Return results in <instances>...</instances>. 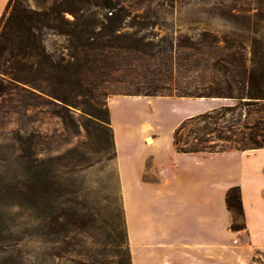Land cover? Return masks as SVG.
Returning <instances> with one entry per match:
<instances>
[{
  "label": "rangeland",
  "instance_id": "obj_1",
  "mask_svg": "<svg viewBox=\"0 0 264 264\" xmlns=\"http://www.w3.org/2000/svg\"><path fill=\"white\" fill-rule=\"evenodd\" d=\"M10 4L11 31L24 36L31 28L53 58L64 60L73 50L69 37L58 30L69 27L72 13L96 10L101 17L122 9L125 16L119 31L124 35L121 48L107 50L104 60L98 56L95 70L83 75L105 106L78 95V106H70L65 121L57 105L8 83L2 73L7 65L0 66V264H126L130 245L123 192L129 191L126 183L122 190L119 166L127 180L131 153L127 145L116 149L114 126L119 142L129 139L130 122L157 124L167 131L182 116L181 103L199 99L178 96L176 89L186 85L193 90L201 75L196 62L212 55L197 53L199 34L221 37L244 32L250 55L252 40H261L253 31L262 30L264 23L244 19L239 10L248 9L251 16L256 5L253 0H11ZM32 12L49 13L58 27H45ZM151 14L159 16L151 18L153 23L134 19ZM99 29L95 26V31ZM139 38L144 51L134 49ZM177 42L192 47H179ZM170 61L172 67L167 65ZM137 89L157 94H132ZM208 103L216 108L234 101ZM89 105L99 114L107 112L111 138L99 126L100 120L85 112ZM234 146L216 139L217 150Z\"/></svg>",
  "mask_w": 264,
  "mask_h": 264
},
{
  "label": "trees",
  "instance_id": "obj_2",
  "mask_svg": "<svg viewBox=\"0 0 264 264\" xmlns=\"http://www.w3.org/2000/svg\"><path fill=\"white\" fill-rule=\"evenodd\" d=\"M10 1L0 19V66L7 65L2 73L7 75L8 83L26 94L57 105L60 108L58 115L65 121L70 118V106H78V95L87 96L97 105L105 106V101H101L93 93L92 83L83 75L95 70L98 56L101 57L100 60H104L107 50L121 48L119 40L124 35L119 31L125 16L122 9L110 10V14L104 13L101 17L96 10L87 14L72 13L73 20L68 23L69 27L57 29L69 37L73 50L70 58L64 60L53 58L46 51L40 36L32 32L31 28L26 30L24 36L11 31L10 21L14 16V9H10ZM253 2L256 11L251 16L246 13L248 9L239 11L244 19L253 17L255 24L260 25L264 23V0ZM32 14L37 15L45 27H58L51 23L49 13ZM136 17L144 19L138 22L142 24L153 23L151 18H159L157 14L135 15L134 19ZM95 26L100 29L95 31ZM253 32L261 40H252L250 55L243 43L248 39L244 32H233L221 37L211 36L206 32L199 34L201 39L195 43L197 53L204 56L209 51L212 55L208 54V59L201 58L196 62V70L201 75L194 89L186 85L178 86L177 95L229 99L234 103L183 120L173 132V143L178 151L210 154L227 150L215 149L216 139L234 143L235 146L229 149L247 150L264 146V28H256ZM207 38L210 40L206 41ZM141 42L142 39L139 38L134 45L135 50L144 51L140 47ZM220 42L223 46H219ZM191 44L177 42V46L183 48H190ZM167 65L172 67V62ZM132 94L150 96L157 94V91L137 89ZM85 112L99 119V126L104 128L109 138L112 137L107 112L99 114L91 105ZM226 204L233 215L231 229L245 228L239 186L228 190ZM128 258L126 264H131L130 254Z\"/></svg>",
  "mask_w": 264,
  "mask_h": 264
},
{
  "label": "crops",
  "instance_id": "obj_3",
  "mask_svg": "<svg viewBox=\"0 0 264 264\" xmlns=\"http://www.w3.org/2000/svg\"><path fill=\"white\" fill-rule=\"evenodd\" d=\"M9 0H0V19ZM199 98L167 131L144 121L128 123L131 161L127 180L119 166L131 264H264V146L210 154L180 152L175 128L210 107ZM123 141V142H122ZM120 143V144H119ZM125 143V144H124ZM239 186L245 228L231 229L226 194Z\"/></svg>",
  "mask_w": 264,
  "mask_h": 264
}]
</instances>
